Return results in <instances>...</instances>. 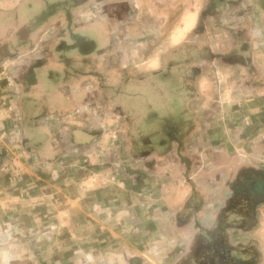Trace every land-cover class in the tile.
<instances>
[{
    "label": "clouds",
    "instance_id": "obj_1",
    "mask_svg": "<svg viewBox=\"0 0 264 264\" xmlns=\"http://www.w3.org/2000/svg\"><path fill=\"white\" fill-rule=\"evenodd\" d=\"M213 2L0 0V82L7 80L6 85L0 84V97L5 105L11 102L0 113V129L11 124L3 136L13 146L21 137H28L32 152L22 154L33 156L34 163L27 170L47 171L53 166L57 171L71 170L69 183L72 177H86L96 168L110 167L118 175H127V169L149 172L135 157L144 147L140 141L145 136L152 138L153 157L162 151L158 140L165 118L209 127L222 124L227 117L239 120V131L250 125L248 115L264 111V0H224L205 16V9ZM116 3L127 6L120 19L112 14ZM41 10L53 15L38 23L35 18ZM186 15H190V22L182 38L171 39L173 31L183 27ZM79 38L95 41V48L81 53ZM61 41L64 47L57 51ZM117 52L123 53V60L119 68H113ZM210 52L234 53L244 63L226 65L219 58H210ZM149 58L153 63H148ZM40 59L46 62L33 69L37 83L28 85L25 78L30 66ZM165 72L169 73L167 79H161ZM254 81L259 82L257 86L244 87L245 82ZM94 92L99 95L85 102ZM257 101L259 106L255 107ZM231 103H240L241 110L231 113ZM45 108L47 114L42 116ZM73 124L78 125L74 133L78 141L84 130L100 129L102 135H84L91 148L83 152L75 146L61 151L59 140ZM234 146H238L237 151L228 154L229 164L211 188L195 174L191 186L185 184L180 175L182 166L179 172L166 165L149 173L153 194L156 186L162 185L158 199L167 202L164 223L156 233L162 237L154 264H180L183 252L169 256L171 249L218 226V216H226L232 226L242 260L247 256L241 250L250 245L264 253V204L251 210L246 203L231 211L226 208L231 195L226 181L234 171L245 165L264 169V126L258 137L246 141L237 137ZM57 154L59 163H49ZM10 186H15V180ZM178 188L183 192L180 197L176 195ZM4 215L8 217L7 206ZM178 215L188 219L183 229L175 227ZM8 218L12 228L10 233L5 230L0 264H68L62 257L54 260L53 254L65 251L72 243L89 242L79 236L69 243H49L35 217L31 222ZM140 223L141 219L134 217L110 247L119 250L122 242L135 246L144 244L146 237L152 238L153 234L136 227Z\"/></svg>",
    "mask_w": 264,
    "mask_h": 264
},
{
    "label": "crops",
    "instance_id": "obj_2",
    "mask_svg": "<svg viewBox=\"0 0 264 264\" xmlns=\"http://www.w3.org/2000/svg\"><path fill=\"white\" fill-rule=\"evenodd\" d=\"M224 2V0H223ZM116 3L115 5H118ZM123 4V3H120ZM114 8V7H113ZM117 19L122 16H116ZM53 13L41 10L35 18L42 23L51 17ZM190 22V15H186L182 24L177 27L171 39L182 38L184 30ZM78 46L81 53H89L95 48V41L78 39ZM64 42L61 41L56 50L61 51ZM216 55L211 52L212 59ZM223 63L226 65L243 64L244 61L234 53L223 54ZM232 56L239 58L238 62L229 63L225 58ZM123 60V53L115 54L112 67L119 68ZM46 61L40 59L34 61L30 66L29 73L25 80L28 85L37 83L34 68L42 67ZM148 63L153 61L149 58ZM161 79H167L169 73H163ZM99 77V73H92ZM52 74H49V79ZM127 82V80H125ZM258 81L245 82L244 87H255ZM6 85L7 80L0 82ZM99 93H92L85 97V102L98 96ZM3 103L0 97V108L10 107ZM92 106V105H90ZM259 106V101L254 104ZM119 109V106H118ZM241 110L240 103H231L230 112L236 113ZM47 114V109L42 116ZM155 115L154 113L152 114ZM12 116V113H9ZM252 123L239 131V120L224 118L219 125L205 127L195 121L173 120L165 118L160 131L161 138L158 145L162 151L153 157L154 148L150 147L153 141L150 136L141 138L144 147L136 154V159L143 161L142 169H127V175H118L105 167L103 170L96 168L92 174L81 176L79 179L72 177L73 182L69 183L68 178L72 176L71 170L57 171L53 166L51 170L35 168L28 171L34 163L33 156L23 155L32 152L29 146L28 137H21L17 146H13L10 139L4 138V131L11 130V124L6 123L5 128L0 132V248L4 240L5 230L9 233L12 228V218H20L25 222H31L32 217L38 220L40 233L49 237L47 242L64 241L69 243L74 237L85 236L88 243H72L63 252H55L53 259L61 257L68 264H154V255H159L161 248L159 241L162 234L156 235L161 224L164 223V213L167 211V202L158 199L163 191L162 185L156 186V193L152 190V177L149 173H156L159 169L170 165L179 172L183 182L191 186L193 174L197 180H202L211 188L222 178L225 168L228 166V154L237 151L235 139L241 141L258 137L261 126H264V111L253 112L248 115ZM78 125H71L63 140H59L61 151L68 150L75 146L83 152L91 148L90 142L83 138L84 135H102V130H84L80 140H77L75 133ZM59 139V136H58ZM247 150V145H244ZM175 155L171 156L170 153ZM59 154L49 158V163H59ZM153 157L152 159H146ZM6 169V170H5ZM247 171L248 165L237 168L231 178L226 181L230 196L226 203L228 211L237 209L241 204H248L247 195ZM55 176V178H53ZM15 180V186L11 187ZM177 197L183 195L181 189H176ZM253 197L251 196V199ZM7 206L8 217L4 215ZM252 206L249 209H255ZM129 211L131 215H128ZM140 218L142 223L136 227L143 228L146 232L153 234L152 238H145L144 244L128 245L122 242L121 249L110 247L120 239L119 232L132 223L133 218ZM119 219V223H116ZM219 224L206 232H198L187 240L182 246H176L168 253L169 256L183 252L180 264H261L264 260L258 247L248 246L241 251L247 256L242 260L237 253V245L232 238V226L227 222L226 216H218ZM188 219L177 216L175 227L183 229Z\"/></svg>",
    "mask_w": 264,
    "mask_h": 264
},
{
    "label": "trees",
    "instance_id": "obj_3",
    "mask_svg": "<svg viewBox=\"0 0 264 264\" xmlns=\"http://www.w3.org/2000/svg\"><path fill=\"white\" fill-rule=\"evenodd\" d=\"M116 10L121 11L122 13H124V11L126 12V10H127V6L125 4H120L119 3L118 5H114V8H112V13L116 12ZM50 13H52V12H50ZM124 14H122V15H124ZM209 55L211 57V52L209 53ZM214 56H215V58L218 57L217 54L214 55ZM163 75H167V74H162V76ZM249 175H252V174L247 172V178H248ZM257 175H256L257 178L255 177V179L250 180V178H248V180H250V181H248L249 182L248 186L251 188V196L253 197L251 199V196L250 197L248 196V199H249L248 200V205H249V207L252 206L253 204H255L257 199H259L260 201H264V174H257ZM248 186H247V190H248Z\"/></svg>",
    "mask_w": 264,
    "mask_h": 264
},
{
    "label": "rangeland",
    "instance_id": "obj_4",
    "mask_svg": "<svg viewBox=\"0 0 264 264\" xmlns=\"http://www.w3.org/2000/svg\"><path fill=\"white\" fill-rule=\"evenodd\" d=\"M219 3H223V0L222 1L221 0H214V2L209 6V8L205 9L204 15L207 16V15L211 14L215 10V7L217 6V4H219ZM126 12H127V10H126ZM126 12L124 11V13H126ZM114 13H116V16H122V14H124L121 11H118V10H116V12H114ZM201 31H203V26H201ZM215 54L218 55L217 58H219V60L223 63V57H222L223 54L222 53H215ZM238 60H239V58L234 57V56H232L230 59L229 58H225L226 62L230 61L229 63H233L234 61L237 63ZM247 172L252 174V175L248 176V178H250V180H252V179H255L257 174H264V169H261L259 167H252L251 165H248V171ZM250 180H248V181H250ZM248 194H251V188L249 186H248V190H247V195ZM260 204H264V201H260L259 199H257L256 203L253 204L252 206H254L253 208H255V207L258 208ZM252 206H250V207H252ZM259 252L262 255V258L264 259V253H262L260 250H259Z\"/></svg>",
    "mask_w": 264,
    "mask_h": 264
},
{
    "label": "built area",
    "instance_id": "obj_5",
    "mask_svg": "<svg viewBox=\"0 0 264 264\" xmlns=\"http://www.w3.org/2000/svg\"><path fill=\"white\" fill-rule=\"evenodd\" d=\"M0 113H2V110H1V108H0ZM3 129V128H2ZM2 129H0V132L2 131Z\"/></svg>",
    "mask_w": 264,
    "mask_h": 264
}]
</instances>
